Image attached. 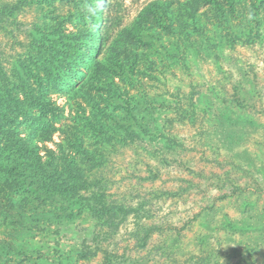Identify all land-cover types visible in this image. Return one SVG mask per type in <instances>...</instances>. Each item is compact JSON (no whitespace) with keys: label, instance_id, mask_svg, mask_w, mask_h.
<instances>
[{"label":"rangeland","instance_id":"obj_1","mask_svg":"<svg viewBox=\"0 0 264 264\" xmlns=\"http://www.w3.org/2000/svg\"><path fill=\"white\" fill-rule=\"evenodd\" d=\"M25 1L8 22H0L1 48L25 58L26 44L45 35L66 47L78 45L55 60L54 72L65 70L72 81L42 89L64 109L54 118L81 133L80 147L95 158L84 156L81 170L93 171L105 160L97 167L96 189L101 186L116 207L98 224L82 213L86 229L80 235H63L54 224L22 232L15 214L18 187L1 177L0 241L26 243L37 251L0 264H264V2L236 0L224 26L205 1L163 0L170 19L162 11L149 13L152 31L135 40L124 28L155 0ZM14 2L0 0V7ZM96 8L100 16L92 19ZM85 27L99 34L90 49ZM124 32L121 56L130 67L101 91L104 98L97 97L94 83L102 84L105 76L98 65L91 77V68ZM131 50L137 53L134 65ZM79 52L87 59L81 64ZM77 78L79 91L68 89ZM137 99L153 100L162 111L158 140L125 134L102 143L90 127L83 131V116L122 118L124 107ZM60 139L54 131L44 144L54 148ZM41 154L49 155L44 148ZM73 243L89 255L67 262L61 252Z\"/></svg>","mask_w":264,"mask_h":264},{"label":"trees","instance_id":"obj_2","mask_svg":"<svg viewBox=\"0 0 264 264\" xmlns=\"http://www.w3.org/2000/svg\"><path fill=\"white\" fill-rule=\"evenodd\" d=\"M31 1L29 0V2ZM97 1L98 4L105 3L103 0ZM202 1L214 8V15L218 21L223 22L224 26L228 23V15L236 9V0ZM25 2V0H15L14 4H3L0 7V22H8L7 17L13 15L15 11L19 10L18 8L23 7L22 4ZM263 2L264 0H254V4L257 5ZM168 6L169 4L163 0L151 2L130 24L131 26L124 29L129 28L135 40L142 39L145 33L151 32L153 29L152 24L148 22L149 13L162 11V16L167 21L171 16ZM98 10L96 8L89 17L92 19L99 17ZM195 20L196 18L193 16L192 22L194 21L199 26ZM143 23L146 29L140 30V25ZM183 25L187 27V22L184 21ZM85 31L87 47L90 49L94 45L93 35L99 36V34L89 32L86 27ZM125 36H127L126 32L115 41L114 45L108 48L105 57L96 59L91 68L93 70L90 72L91 77L95 78L98 73L96 71L98 65L103 70L102 76H105L102 84L94 83L93 89L96 90L97 97L104 98L101 91L115 85L116 77H123L127 66L130 67V64L126 65V60L121 56V42ZM96 42L98 43V41ZM70 44L69 47L63 46L61 41L57 42V39L53 41L47 35L36 37L26 44L25 58L20 56L14 58L7 52L8 49L5 46L4 49L1 48L0 42L2 49H0V178L5 177L18 187L16 190L18 199L14 200L17 202L15 203L17 206L15 214L20 221L19 228L26 233L35 232L34 226L42 228L39 225L46 227L54 224L59 232L63 231V235L68 233L80 235L81 231L86 229V226L82 225L86 220L81 217L82 213L88 215L98 224L100 221H105L112 209L116 207L114 205V208H111L113 205L104 198L101 186L98 190L96 189L98 183L95 182L101 179L97 171L101 169L98 170L105 160H102L103 162L93 171L81 170L84 156L93 158L87 153L88 149L80 147L79 142L83 141V136L76 130L65 128L60 117L54 118V116H59L64 109L52 101L50 95L43 92L42 89L44 86L50 88L52 82L54 86L58 85L57 80L64 83L72 81L68 80L71 79L69 73L65 72L64 74L65 70L59 74L54 72V67L58 65L55 60L63 58L64 54L70 55L69 49H77L76 43L70 42ZM43 48H47L48 52ZM77 59L79 64L87 60L83 52H79ZM131 60L133 65L137 61V53L134 50ZM68 66L73 70V64H68ZM87 72L89 70L82 75ZM41 74L45 78L40 77ZM31 78L34 79L35 85H38L36 90L32 86ZM61 86L62 84L58 88ZM66 87L72 91H79L82 84L77 78L74 84H67ZM107 102L112 105L111 98H107ZM97 107L99 108V106ZM46 108L50 109L51 114H47ZM101 109L105 111L104 107ZM124 109L122 118L102 120L93 112L90 116H83L82 119L84 118L86 124L83 131H88L90 127L94 139L103 140L102 143L104 140L113 138L122 139L125 134L129 139L140 137L146 141L158 140L157 137L163 135L158 121V116L162 111L157 108L155 101L137 99L134 103L125 106ZM57 123L62 126L57 127ZM21 130L32 138L22 135ZM54 131L60 132L61 143H56L54 148H50L44 143L53 140ZM64 142L71 144L74 149L66 148ZM161 142L163 141L161 140ZM96 143L95 140L93 144ZM163 143L166 144V142ZM43 148L49 155L42 156ZM83 191L88 194L84 195ZM19 197H22L23 200ZM114 213L115 211H113ZM36 251L34 247L26 243L16 245L5 240L0 241V260L10 261L15 258L31 256ZM61 253L65 255L67 262L83 259L89 255L84 247L81 248L75 243L71 244L69 251Z\"/></svg>","mask_w":264,"mask_h":264}]
</instances>
